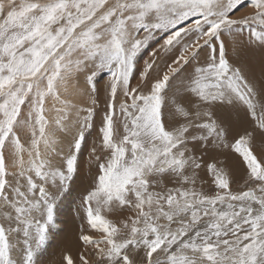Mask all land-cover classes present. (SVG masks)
Listing matches in <instances>:
<instances>
[{
  "label": "snow or ice",
  "instance_id": "1",
  "mask_svg": "<svg viewBox=\"0 0 264 264\" xmlns=\"http://www.w3.org/2000/svg\"><path fill=\"white\" fill-rule=\"evenodd\" d=\"M245 29L264 47V0H0V264H37L105 71L82 201L91 231L78 262L63 261L264 264V84L222 39ZM234 118L249 127L229 144ZM221 148L238 170L204 163Z\"/></svg>",
  "mask_w": 264,
  "mask_h": 264
},
{
  "label": "rangeland",
  "instance_id": "2",
  "mask_svg": "<svg viewBox=\"0 0 264 264\" xmlns=\"http://www.w3.org/2000/svg\"><path fill=\"white\" fill-rule=\"evenodd\" d=\"M237 14H239V13H237ZM163 36H164L163 33H156L153 35V37L148 42V46L138 55V67H142L144 61L150 59L149 54L153 50L159 49V46L163 43ZM222 39L225 42L227 59L229 60V62L231 64H233V66H237L234 63V57L236 56V52L238 53L239 51L238 50H232L231 51V45H240V46H238L239 50L241 49V52H243L241 56L247 57L246 59H253L257 64L264 65V47H261L258 44H250L249 43V33H248L247 29H245L243 32H233L231 35L225 33L222 36ZM206 52H207V49H205V51L201 52V54H200L201 59L204 58ZM175 55H178V52H176ZM169 62H170V60H169ZM257 70H263L264 71V66H263V68L257 69ZM98 75H99L98 83L99 82L101 83V84H98V87L101 86L99 88L101 89V92H102L103 91L102 86H104V83L108 78V74L105 71V72L99 73ZM132 83L135 84L136 80L133 79ZM101 92H100V102L102 101L101 102L102 103L101 108L97 111V115H96L97 117L95 119L94 126L91 128V130H89L90 132L87 129L85 130V138L83 141L84 143L82 142L81 148L77 154L78 155L77 156V171H76V173H74V178L68 183V186L66 187V189L64 191L60 192L56 196V201H55V206H54V223L49 228L48 238H47L44 246L40 249V251L37 254V264H49L50 262H52V264H56L55 262H57V264H66V262H64L62 259L63 255L66 252H63V253L60 252V247H61V244L63 243V241L59 242L58 240H54V241L51 240L50 234L56 235L58 237L62 236L63 239L64 238H67V239L72 238L73 244L71 246H73L75 248L76 254H72L71 256L73 257L74 260H76L78 262L79 254L83 251V245L78 240V237L81 234V228L83 226L85 230L91 231L90 229L87 228V225H86V222L84 219V208L82 206V201H83V196L86 194V191L88 190V188L92 182L93 175L96 173V167L93 165H90L88 161L90 159L89 152H91L93 145L98 142L97 141V137H98L97 132H98V128L100 126L99 122H100V118L102 115V108H103V99L102 98L104 96V92H102V93ZM237 122H239V123H237ZM237 122H236L237 128L243 126V123L246 124V122H243V120H237ZM237 128L233 132H236ZM231 132H232V130H231ZM94 133H96V134H94ZM233 138H235V137L233 136ZM88 142H89L90 146L88 145ZM84 148L86 149V151L84 150ZM65 151H67L66 147H65ZM80 154L83 156H81ZM87 155H88V157H87ZM85 156L88 159L85 158ZM238 158L239 157L237 156V159ZM238 160L240 161V159H238ZM82 161L84 163L87 161L89 165L87 164L84 166V163H82ZM58 163H59V161H58ZM79 173L81 175L78 176ZM233 186L235 187V185H233ZM78 203L82 207L81 212L79 211L80 206H78ZM75 208H78V209H75ZM70 209L76 211V215H74L75 227L73 228L72 232L69 230V228L71 227V224H69L65 221V219H66L65 212L70 210ZM68 215H71L69 211H68ZM63 225H64V227H62ZM77 245H79V246H77Z\"/></svg>",
  "mask_w": 264,
  "mask_h": 264
},
{
  "label": "bare ground",
  "instance_id": "3",
  "mask_svg": "<svg viewBox=\"0 0 264 264\" xmlns=\"http://www.w3.org/2000/svg\"><path fill=\"white\" fill-rule=\"evenodd\" d=\"M238 46H240V45H231V51L232 50H238L239 51L238 53L236 52V56L234 57V63L243 70V74L247 77V79L254 86H256L257 88H259L261 84H264V71L263 70H257V69L263 68L264 65L257 64L253 59H246L247 57L241 56L243 52H241V49L239 50V47ZM98 84H101V83L99 82ZM99 87H101V86H99ZM102 110H103V108H102ZM96 117H95V119H96ZM236 122H237V120H235V118H234L232 127H231L230 132H229V135L227 137V142L229 144L233 142V140H234L233 136L234 137H238L239 135H242L243 132H244V129L247 128V127H249V124H247V122H246V124L243 123V126L240 125L241 127L237 128L236 127ZM243 122H245V121H243ZM237 123H239V122H237ZM236 128H237V131L236 132H233ZM231 130H232V132H231ZM94 134H96V133H94ZM88 145H89V142H88ZM84 150L86 151L85 148H84ZM254 153L257 155L258 158H264V139H262L259 136H257L256 139H255V141H254ZM89 154H90V152H89ZM81 156H83V155H81ZM87 157H88V155H87ZM87 157L85 156V158H87ZM238 159H237V154H235L234 152H232L231 148H221V149L212 151L209 154H207L205 156V158H204V163L207 164V163L214 162V161H222L223 163L220 166L225 167L226 169H230V170L236 171V170H238L240 168V161ZM87 161L85 163L82 161V163H84V166L88 164L89 161L88 162ZM79 175H81V174L79 173L78 176ZM200 175L202 177L206 178V179L211 180V177L210 176H207V174H206V168H203L201 170ZM78 206H80L79 203H78ZM72 209L68 210L72 216L71 215H68V211L65 212V214H66L65 221L67 223L71 224V227L69 228V230L71 232H72L73 228L75 227L74 215H76V211H74ZM75 209H78V208H75ZM81 210H82V207L80 206V210L79 211L81 212ZM62 227H64V225ZM50 239L53 240V241L54 240H58L59 242L60 241H63V243L61 244V247H60V252H62V253L63 252H66L69 255L76 254L75 248L73 246H71L73 244V239L72 238H68V239L67 238H64L63 239L62 236H59L58 237L56 235L50 234ZM77 246H79V245H77ZM55 263L57 264V262H55ZM49 264H52V262H50Z\"/></svg>",
  "mask_w": 264,
  "mask_h": 264
}]
</instances>
